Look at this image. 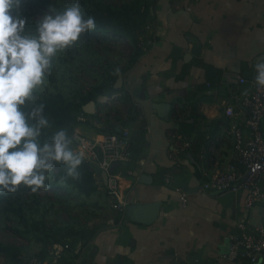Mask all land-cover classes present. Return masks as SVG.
Instances as JSON below:
<instances>
[{
	"label": "crops",
	"instance_id": "1",
	"mask_svg": "<svg viewBox=\"0 0 264 264\" xmlns=\"http://www.w3.org/2000/svg\"><path fill=\"white\" fill-rule=\"evenodd\" d=\"M156 3L153 39L121 72L122 85L113 93L126 98L131 117L106 116V132L124 128L132 140L130 159L114 166L122 176L125 215L120 220L116 211L119 219L96 229L78 252L79 243L66 250L63 257L70 264H232L220 257L226 240L262 224L263 205L247 208L243 191L218 195L197 187L234 157L223 110L227 103L241 109L235 96L244 85L236 76L255 79L253 64L264 58V0ZM194 44L200 45L199 55L191 54ZM185 53L190 54L186 60ZM154 102L167 103L168 114L160 116ZM241 113L239 121L247 114L245 109ZM95 115L100 116L96 108L79 113L84 121L75 130L99 135L102 124ZM126 168L133 174L126 175ZM176 186L187 192L185 205ZM152 202L159 207L150 223L128 213Z\"/></svg>",
	"mask_w": 264,
	"mask_h": 264
},
{
	"label": "rangeland",
	"instance_id": "2",
	"mask_svg": "<svg viewBox=\"0 0 264 264\" xmlns=\"http://www.w3.org/2000/svg\"><path fill=\"white\" fill-rule=\"evenodd\" d=\"M156 2L79 0L83 15L85 11L95 13L110 7L119 10L123 18L148 25L146 33H135L137 41H142L143 46H146L151 34ZM73 3L74 0H23L18 15L27 18L25 34H37L38 24L45 14L62 13ZM138 44L98 25L81 33L72 45L57 51L50 67L45 70L43 83L33 89V99L26 100L21 109L30 112L39 105L41 98L53 93H60L65 100L79 107L90 101L87 100L88 95H96L91 100L100 111V116L95 115L102 124L99 133L106 132V116L131 117L126 112L128 105L122 96H114L105 102L99 100L112 95L109 84L116 74L132 65L144 51ZM115 89L119 91L120 87ZM108 103L111 105L106 107ZM80 121L84 119L80 118ZM49 130L45 127V131ZM68 146L79 152L72 145ZM76 171L84 184L83 189L70 180L67 167L59 168L55 164L51 170L45 171L46 187L36 186L33 191L34 186L21 182L14 191L1 189L0 242L13 246L19 258L24 260L41 252L48 253L56 243L76 246L81 236L106 226L116 218V210L106 197L99 168L83 157ZM0 264H12L10 255L0 252Z\"/></svg>",
	"mask_w": 264,
	"mask_h": 264
},
{
	"label": "clouds",
	"instance_id": "3",
	"mask_svg": "<svg viewBox=\"0 0 264 264\" xmlns=\"http://www.w3.org/2000/svg\"><path fill=\"white\" fill-rule=\"evenodd\" d=\"M23 0H0V187L14 191L23 182L45 186V171L53 161L68 165L69 175H78L83 152L69 148L64 129L52 143H38L41 128L49 123L43 105L25 113L21 106L33 99L32 92L43 83L57 51L72 45L80 34L96 27L94 17L83 18L79 0L62 13L45 14L37 34H25L27 18L18 15ZM255 84L264 87V58L253 64ZM34 120L35 123H29Z\"/></svg>",
	"mask_w": 264,
	"mask_h": 264
},
{
	"label": "built area",
	"instance_id": "4",
	"mask_svg": "<svg viewBox=\"0 0 264 264\" xmlns=\"http://www.w3.org/2000/svg\"><path fill=\"white\" fill-rule=\"evenodd\" d=\"M145 50L143 42L138 44ZM237 84L244 85L235 99L241 109H235L232 103L224 106V114L228 117V124L224 128L226 136L231 138L234 157L222 170L203 179L197 190L211 191L218 195L225 193L244 192V205L249 208L256 203L263 205L262 224L254 230H243L232 235L228 251L220 257L226 258L232 264H264V87H257L255 79H247L242 75L236 76ZM207 93H210V82H206ZM115 94L99 100L105 102L114 98ZM245 109L247 114L242 121L239 117ZM70 145L79 152L88 162L95 164L104 183L106 197L120 217L125 215L127 200L121 190V175L111 168L114 162H125L130 159L132 140L129 131L122 128L120 131H108L95 137H89L77 130L69 134ZM105 173V176L103 174ZM126 175H132L131 168L125 169ZM165 182L171 181V174L166 173ZM178 200L181 205L187 202V192L176 186ZM115 220V219H114ZM69 244H53L45 257L28 256V264H62L61 258ZM197 261V259H196Z\"/></svg>",
	"mask_w": 264,
	"mask_h": 264
},
{
	"label": "trees",
	"instance_id": "5",
	"mask_svg": "<svg viewBox=\"0 0 264 264\" xmlns=\"http://www.w3.org/2000/svg\"><path fill=\"white\" fill-rule=\"evenodd\" d=\"M89 16L94 17L95 24L99 27H106L109 29L114 35H120L127 38H130V40L136 42L138 44L139 41H137L135 37V33H146L148 30V25L143 26V24L136 23L134 20L123 18L119 12V10L107 7L104 11L100 12H90L85 11L83 18L87 19ZM152 40L153 38L151 35L148 37V40ZM146 44L149 46L150 44ZM143 52V51H142ZM123 72L120 71L119 73ZM117 75L114 77L111 84H109V90L110 94L115 93L117 90L113 87V84L117 78ZM96 95H88L87 100L94 99ZM124 100L127 102L126 98L124 97ZM39 105H43V111L42 115L46 116L49 123L46 127H48L49 131H45V127L41 128L40 136L38 138V143L42 146L44 143H51L53 136L55 133L60 130L64 129L66 134L69 135L71 131L74 130L75 124L80 122V119H78V113L80 114H86V112L82 109V107H79L75 105L74 103L67 101L63 98V96L60 93H53L49 94L47 96H44L38 101ZM26 112V110L24 109ZM29 112H26V114ZM29 123H35L34 120H30ZM53 164L58 166L59 168H68V165L64 162H55L53 161ZM78 173V171H76ZM70 180L74 181L77 186L80 189H83L84 184L80 180V176L78 175H70ZM3 187H0V191ZM119 217L117 216L115 218V221H117ZM96 229L90 232L86 236H81V238L77 241L76 244L80 243L79 249H81L83 246H85L93 237L95 234ZM69 249H72V245H69ZM0 252L7 253L10 255L12 264H28L26 260L19 258V253L15 248L8 244H3L0 242ZM47 252H41L40 254H36L37 256L43 258L45 257ZM62 264H70L68 260H66L64 257L61 258Z\"/></svg>",
	"mask_w": 264,
	"mask_h": 264
},
{
	"label": "water",
	"instance_id": "6",
	"mask_svg": "<svg viewBox=\"0 0 264 264\" xmlns=\"http://www.w3.org/2000/svg\"><path fill=\"white\" fill-rule=\"evenodd\" d=\"M187 1L188 0H186V2ZM199 53H200V45L194 44L191 48V54L199 55ZM187 57H190L189 53H185L184 60H186ZM121 85H122V74L118 73L117 78L113 84V87L114 88L121 87ZM152 106L156 109L157 113L160 116L164 117L168 114L169 105L167 103L154 102L152 104ZM82 109L87 113L94 112L95 111L94 101L93 100L88 101L86 104H84L82 106ZM117 165H118V162H114L111 165L110 169H113L114 166H117ZM103 176H105V173L103 174ZM146 176H147L146 174H143L140 176V178H145ZM158 207H159V202L146 203L143 205L140 204V205L133 207L130 210H128V213H130V212L133 213L134 216L136 217V219H138L142 222L150 223L154 220V218L157 214V211H158ZM229 244H230V239H227L225 242V245L223 247H221V249H222L221 251L223 253H226L228 251ZM79 245H80V243L78 244L77 248L75 249L76 252L79 251Z\"/></svg>",
	"mask_w": 264,
	"mask_h": 264
}]
</instances>
